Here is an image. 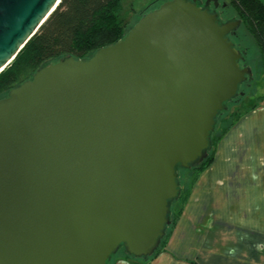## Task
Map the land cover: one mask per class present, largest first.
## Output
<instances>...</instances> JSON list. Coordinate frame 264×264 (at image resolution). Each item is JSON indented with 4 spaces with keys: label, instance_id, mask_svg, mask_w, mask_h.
Here are the masks:
<instances>
[{
    "label": "water",
    "instance_id": "1",
    "mask_svg": "<svg viewBox=\"0 0 264 264\" xmlns=\"http://www.w3.org/2000/svg\"><path fill=\"white\" fill-rule=\"evenodd\" d=\"M62 0H0V73ZM211 0H166L118 41L39 68L0 98V264L147 258L180 169L254 78ZM219 5V0H214Z\"/></svg>",
    "mask_w": 264,
    "mask_h": 264
},
{
    "label": "crops",
    "instance_id": "2",
    "mask_svg": "<svg viewBox=\"0 0 264 264\" xmlns=\"http://www.w3.org/2000/svg\"><path fill=\"white\" fill-rule=\"evenodd\" d=\"M111 264H264V101L220 139L161 251Z\"/></svg>",
    "mask_w": 264,
    "mask_h": 264
},
{
    "label": "trees",
    "instance_id": "3",
    "mask_svg": "<svg viewBox=\"0 0 264 264\" xmlns=\"http://www.w3.org/2000/svg\"><path fill=\"white\" fill-rule=\"evenodd\" d=\"M226 3L227 8L231 12H235V18L242 21L235 34L239 38V42L234 38L233 40L241 50L247 52L244 64H249L248 52L250 47L246 46L243 40L249 35L257 46L260 63L259 72L263 73L264 78V1L229 0ZM158 6L147 9L134 23H128L123 18L125 0H62L57 9L27 42L11 64L0 73V98L4 97V94L7 95L13 87L31 78L39 68L53 61L69 56L77 58L90 57L99 48L118 41L127 34L143 14ZM242 27L243 32L241 31ZM238 99L239 97L230 104L235 103ZM262 101H264V94L252 106H243L241 110L235 111L232 114V121L217 136L216 131L225 120L223 117L229 108L219 116L216 129L212 134V148L209 150L208 156L202 162L186 169L194 171L192 182L188 188L182 187L180 196L172 202L171 224L168 226L159 248L153 255L143 259L155 256L167 243L181 214L183 205L189 196L190 188L196 182L200 173L212 164L215 148L220 139L236 121L257 108ZM121 254L132 257L126 253Z\"/></svg>",
    "mask_w": 264,
    "mask_h": 264
},
{
    "label": "rangeland",
    "instance_id": "4",
    "mask_svg": "<svg viewBox=\"0 0 264 264\" xmlns=\"http://www.w3.org/2000/svg\"><path fill=\"white\" fill-rule=\"evenodd\" d=\"M163 1L165 0H125V10L123 12V18L128 23H134L143 12H145L147 9L158 6ZM226 1L229 2V0H221L223 4H225ZM229 15L236 16L235 12L233 11ZM241 31L243 32V27ZM243 42L246 46L250 47V51L248 52V66L253 70L254 78L241 86L240 91L244 94H240L238 96L239 99L235 103L230 104L229 109L223 117L225 120L219 125L216 131L217 136L220 135L222 129L232 121V114L235 111L241 110L243 106H252L253 104L257 103L259 97L264 94V78L263 73L259 72L260 63L257 46L255 45L253 38L249 35L247 36V38L245 37ZM5 95L6 94H4L3 96ZM193 175L194 171L186 170L183 168L180 169V181L183 188H188L190 186ZM118 255L120 254H117L116 257Z\"/></svg>",
    "mask_w": 264,
    "mask_h": 264
},
{
    "label": "flooded vegetation",
    "instance_id": "5",
    "mask_svg": "<svg viewBox=\"0 0 264 264\" xmlns=\"http://www.w3.org/2000/svg\"><path fill=\"white\" fill-rule=\"evenodd\" d=\"M202 1H203V4H205V2L207 0H202ZM208 6H209V8L211 10L217 11L220 14V17L222 18L223 21H227V20H230V19H235V17H236V16H230L229 15V14H231V10L227 8L228 7L227 3L223 4L221 2V0H219V5L218 6L215 5V1L214 0H211ZM232 38H234L236 41L239 42V38L236 35H232Z\"/></svg>",
    "mask_w": 264,
    "mask_h": 264
}]
</instances>
